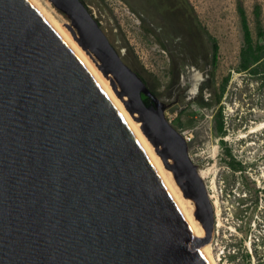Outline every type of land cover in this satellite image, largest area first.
Wrapping results in <instances>:
<instances>
[{
  "label": "water",
  "instance_id": "water-1",
  "mask_svg": "<svg viewBox=\"0 0 264 264\" xmlns=\"http://www.w3.org/2000/svg\"><path fill=\"white\" fill-rule=\"evenodd\" d=\"M48 1L141 123L210 241L214 206L166 105L82 0ZM114 96L36 0H0V264H211L183 203Z\"/></svg>",
  "mask_w": 264,
  "mask_h": 264
},
{
  "label": "rangeland",
  "instance_id": "rangeland-1",
  "mask_svg": "<svg viewBox=\"0 0 264 264\" xmlns=\"http://www.w3.org/2000/svg\"><path fill=\"white\" fill-rule=\"evenodd\" d=\"M83 1L188 140L221 223L209 241L215 263L264 264V52L251 69H239L244 39L237 11L241 3L254 43L264 46V0H185L196 26L178 44L141 29L115 0ZM39 2L65 31L70 27L48 0Z\"/></svg>",
  "mask_w": 264,
  "mask_h": 264
},
{
  "label": "flooded vegetation",
  "instance_id": "flooded-vegetation-1",
  "mask_svg": "<svg viewBox=\"0 0 264 264\" xmlns=\"http://www.w3.org/2000/svg\"><path fill=\"white\" fill-rule=\"evenodd\" d=\"M115 1L119 3L120 13H128L137 18L141 29L153 32L158 38H169L174 44L185 41L188 27L196 26L193 14L190 19V9L185 0Z\"/></svg>",
  "mask_w": 264,
  "mask_h": 264
},
{
  "label": "bare ground",
  "instance_id": "bare-ground-1",
  "mask_svg": "<svg viewBox=\"0 0 264 264\" xmlns=\"http://www.w3.org/2000/svg\"><path fill=\"white\" fill-rule=\"evenodd\" d=\"M40 5L41 7L51 16V18L60 26V28L63 30V32L66 34V36L70 39V41L73 43V45L76 47V49L80 52V54L83 56V58L86 60V62L90 65V67L93 69V71L97 74V76L100 78V80L104 83V85L108 88V90L111 92V94L114 96V94L112 93V91L110 90V88L106 85L105 81L103 80V78L100 76L98 70L96 69V63L94 61V59L89 55L87 54L84 50H82L79 46V44L77 43L76 40H74L65 30L64 28L60 25L59 21L56 20V18L52 15L51 11L48 10L47 7L45 6H42L41 2H39V0H36ZM192 87H193V90H192V93L194 91H196V87L198 86L200 80H199V74L196 72L194 74H192ZM195 93V92H194ZM115 97V96H114ZM115 99L117 100V102L120 104V106L122 107V109L124 110V112L127 114V116L129 117V119L131 120V122L134 124V126L136 127V129L138 130V132L140 133V135L142 136V138L144 139V141L146 142V144L148 145V147L150 148V150L152 151L153 155L155 156L156 160L158 161L159 165L161 166L162 170L164 171L165 175L167 176L168 180L170 181L172 187L174 188L175 192L177 193L178 197L180 198L181 202L183 203L187 213L189 214L193 224L195 225L196 229L198 230V232L200 233L201 237H202V240H203V243H204V247H205V250H206V253H207V256H208V259H209V262L211 264H216L214 259H213V255H212V252H211V245H210V242L206 239L205 235H204V231H203V228L200 224V222L194 217V206L192 204V202L186 198L183 197L180 189L178 188V186L176 185L175 181H174V178L172 176V173L167 170L159 155L155 152L154 150V147L151 145V143L148 141V139L146 138V136L142 133L141 131V128H140V124L139 122L135 121L132 119V117L129 115V113L124 109V106L123 104L115 97ZM123 100L126 101V97L123 96ZM135 117V116H134ZM200 176L203 177L204 176V173L201 172L200 173ZM210 196V195H209ZM213 206H214V210H215V213H216V225H215V231L218 232L220 227H221V223H219L218 221V212H217V207L214 205L213 203Z\"/></svg>",
  "mask_w": 264,
  "mask_h": 264
},
{
  "label": "trees",
  "instance_id": "trees-1",
  "mask_svg": "<svg viewBox=\"0 0 264 264\" xmlns=\"http://www.w3.org/2000/svg\"><path fill=\"white\" fill-rule=\"evenodd\" d=\"M190 11H192V8H190ZM237 11L240 18V23L243 32V39H244V45L240 51L239 69L241 71H246L251 69L252 65L259 62V60L263 57L264 46L260 45V43H254L248 26L246 14L241 3H238ZM255 16L257 19L259 18L258 7L256 8ZM213 48L214 51L216 52L218 49L216 43L213 45ZM142 100L146 105H150L151 103L150 99L144 95H142Z\"/></svg>",
  "mask_w": 264,
  "mask_h": 264
}]
</instances>
